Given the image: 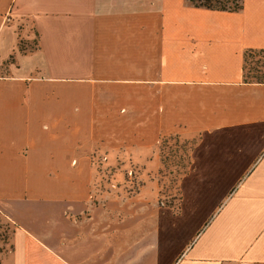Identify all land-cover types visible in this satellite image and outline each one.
I'll return each mask as SVG.
<instances>
[{
	"label": "crops",
	"instance_id": "crops-1",
	"mask_svg": "<svg viewBox=\"0 0 264 264\" xmlns=\"http://www.w3.org/2000/svg\"><path fill=\"white\" fill-rule=\"evenodd\" d=\"M249 49L264 50V0L232 13L0 0V218L13 229L0 264H264V84L243 81ZM174 136L199 137L179 213L156 186L90 182L103 154L143 175Z\"/></svg>",
	"mask_w": 264,
	"mask_h": 264
},
{
	"label": "rangeland",
	"instance_id": "rangeland-1",
	"mask_svg": "<svg viewBox=\"0 0 264 264\" xmlns=\"http://www.w3.org/2000/svg\"><path fill=\"white\" fill-rule=\"evenodd\" d=\"M21 47L24 49L23 45ZM260 70L264 72V69ZM253 74L251 72L250 76L252 77ZM194 141L195 136L165 138L161 143V151H159V165L143 166V175L136 173V168L130 164V159L122 157L123 154L115 159L114 164H112V159L103 154V157L98 158L95 162V166H99V173L89 176L90 182L95 183L97 179H102L104 189L109 192L111 188L109 185L114 184L129 192L138 191V188L142 186L141 194L148 191L149 187L153 188L154 192V186H156L159 205L162 207H167L169 204L175 205L178 198V179L183 173L188 172L186 161L189 148ZM116 169L120 170V173L113 174ZM12 230L10 224L2 222L0 218V254L11 250L9 237Z\"/></svg>",
	"mask_w": 264,
	"mask_h": 264
},
{
	"label": "trees",
	"instance_id": "trees-1",
	"mask_svg": "<svg viewBox=\"0 0 264 264\" xmlns=\"http://www.w3.org/2000/svg\"><path fill=\"white\" fill-rule=\"evenodd\" d=\"M191 6L195 8H205L206 10L210 11H223V12H238L243 10V0H187ZM252 62V63H251ZM260 69H264V50H257L249 49L244 52V61H243V81L245 83H254V84H264V72ZM253 72L254 74L252 77L250 73ZM174 137H181V136H174ZM165 138H172V137H165ZM163 138L159 143V151H161V143L165 139ZM199 137L195 136L194 143L191 144L189 151H188V159H187V170L188 172L183 173L182 176L178 179V190H177V203L175 205L169 204L167 205L168 208H171L172 211H176L179 213L181 209V190H180V181L183 176H186L190 172V159H191V152L194 149L196 143H198ZM174 204V203H173Z\"/></svg>",
	"mask_w": 264,
	"mask_h": 264
},
{
	"label": "built area",
	"instance_id": "built-area-1",
	"mask_svg": "<svg viewBox=\"0 0 264 264\" xmlns=\"http://www.w3.org/2000/svg\"><path fill=\"white\" fill-rule=\"evenodd\" d=\"M247 264H250V263H247Z\"/></svg>",
	"mask_w": 264,
	"mask_h": 264
}]
</instances>
